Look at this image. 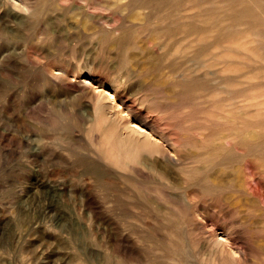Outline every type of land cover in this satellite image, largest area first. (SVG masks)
<instances>
[{
  "label": "rangeland",
  "instance_id": "rangeland-1",
  "mask_svg": "<svg viewBox=\"0 0 264 264\" xmlns=\"http://www.w3.org/2000/svg\"><path fill=\"white\" fill-rule=\"evenodd\" d=\"M104 2L0 0V264H264V60L251 31L264 29V1ZM59 67L73 77L51 79ZM89 76L122 98L159 96L144 113L177 137L173 170L186 182L172 202L157 171L128 192L86 172L80 158L102 142L77 93ZM117 244L135 258L122 263Z\"/></svg>",
  "mask_w": 264,
  "mask_h": 264
},
{
  "label": "bare ground",
  "instance_id": "bare-ground-1",
  "mask_svg": "<svg viewBox=\"0 0 264 264\" xmlns=\"http://www.w3.org/2000/svg\"><path fill=\"white\" fill-rule=\"evenodd\" d=\"M118 2H120V0H106L104 5L115 7ZM81 6L84 7L83 10L88 7L86 4ZM94 20L98 25L101 26L102 23L100 24V20L98 18ZM251 31L254 38L253 41L256 42L254 45H256L258 49L257 51L255 48L253 51L258 58L264 60V29L252 28ZM56 55L59 56L58 54ZM51 73L52 74L50 76L53 80L57 77H60L63 80H69L71 77H73L70 76L68 70L63 67L52 69ZM72 79L75 80L76 76H74ZM113 80L116 82V85H123L127 82V80L122 78L120 75H114ZM95 82L97 83L96 85H94ZM157 82L158 84L163 85V83L158 79ZM77 83L81 85L77 88L78 95L88 96L91 103V107L87 110L84 117H86L87 120H92L91 129L99 130L101 136L100 139L102 141L100 145L92 146L90 144L87 148V152L83 154L84 158H80L81 161H84L86 164H88L86 172L91 176V178L97 180V182H99V186L102 188H107V185L104 184L105 182L107 183V181L110 179H115L118 180L119 183H122L125 186V189L127 187L128 190L126 192H128L130 189H135L131 179H137L138 181L140 179H138L137 175L145 177L149 174V171H157L162 177V183H164V185L168 188H162V193L165 196L171 197L165 200L168 203L172 202V197H174L173 193H175L174 189L180 187L182 182H186V180L177 178L176 175H174L173 166L178 162L179 158V154H177L176 150H174L177 143V137H172L171 135L169 136L168 131H166V128H168L166 123L163 122L162 124L161 121L159 122L161 116L156 114V118H154L155 120L152 121L149 119V114L147 112L144 113V110L152 111L150 109L151 105H149L148 102L156 100L159 96L149 94L147 96L141 95L139 98H136L128 95V98H122L120 96L119 90H109L104 88L106 82L102 77L94 78L91 76L90 78L89 76L88 80L87 78H79ZM165 97L166 96L163 95V98L166 101ZM89 114H91V116H89ZM78 118L82 119V117L80 118L79 116ZM72 124L74 125V121L73 123L72 120L68 121L63 125L64 130L69 131ZM218 139V136L214 137L210 144L209 150L213 151L214 154H216V151L219 147L217 142ZM166 140H170L171 146H168V144L164 142ZM68 144V141H66V148L71 150V152L77 157H80L81 152L77 149V147L74 148ZM31 153L33 152L31 151ZM34 155L35 154H33V156ZM212 164H214L213 161ZM245 165L246 168L250 170V164L246 163ZM128 169L133 171L137 177L130 178V174L127 172ZM104 177L110 179L107 180L105 178L107 181H103ZM220 180L221 179L219 177L213 178L214 183L220 184L222 182V180ZM247 181L252 183V181H254L253 176L249 177ZM114 182L118 183L117 181ZM226 183L229 186H235L234 175L229 176V179L227 178ZM49 184L50 186L48 184L47 186L53 189L52 193L54 197L56 193L55 191H57L59 188L55 185L51 186V183ZM135 187L137 188V186ZM138 187L140 189L146 190L142 184H139ZM45 188L46 187H44V189ZM170 188L172 189L170 190ZM61 191L63 190L60 189V192ZM49 193L50 191H48L47 194ZM60 194L63 195V192ZM185 195L188 196L190 193L185 191ZM47 197L49 196L47 195ZM57 197L59 198L60 196H56V198ZM44 198H46V196H44ZM93 198L94 197L90 194L85 196L86 206L89 207V209L93 208V202L95 201V198L94 200ZM51 201L54 204H57L58 199L56 200L57 202H54L55 200ZM130 202L136 203L137 201ZM49 206L50 205H48V207ZM54 207L52 208L56 209ZM43 213L45 214L47 211ZM60 214L57 215L59 216ZM52 217H56V215ZM52 217L49 216V218ZM61 217L62 214L59 218L61 219ZM71 230L76 231L74 229ZM212 231H214L216 242L220 243L219 240L223 241L226 239V234L223 231L220 233L215 232L213 226ZM117 247L118 248L114 250V252H117L116 256L122 263L131 262V260L135 258V248H129L123 244L121 246L120 244H117Z\"/></svg>",
  "mask_w": 264,
  "mask_h": 264
}]
</instances>
